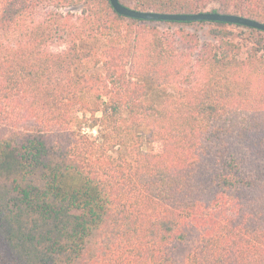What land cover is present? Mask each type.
Here are the masks:
<instances>
[{
    "label": "trees",
    "instance_id": "1",
    "mask_svg": "<svg viewBox=\"0 0 264 264\" xmlns=\"http://www.w3.org/2000/svg\"><path fill=\"white\" fill-rule=\"evenodd\" d=\"M0 264H264V31L0 0Z\"/></svg>",
    "mask_w": 264,
    "mask_h": 264
},
{
    "label": "water",
    "instance_id": "2",
    "mask_svg": "<svg viewBox=\"0 0 264 264\" xmlns=\"http://www.w3.org/2000/svg\"><path fill=\"white\" fill-rule=\"evenodd\" d=\"M114 9L121 15L146 19V20H169V21H220L243 26L253 27L264 31V22L236 13H223L213 11H202L192 13H172L139 10L124 4L121 0H110Z\"/></svg>",
    "mask_w": 264,
    "mask_h": 264
},
{
    "label": "rangeland",
    "instance_id": "3",
    "mask_svg": "<svg viewBox=\"0 0 264 264\" xmlns=\"http://www.w3.org/2000/svg\"><path fill=\"white\" fill-rule=\"evenodd\" d=\"M94 132L96 133L97 131L96 130H94ZM156 148V149H160L161 148V144L160 143H146L145 144V146H144V149L146 150V151H150V150H152L153 148Z\"/></svg>",
    "mask_w": 264,
    "mask_h": 264
}]
</instances>
